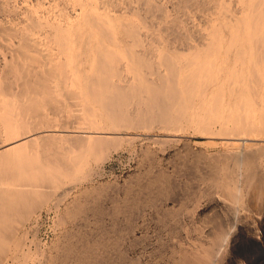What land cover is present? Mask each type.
<instances>
[{"label":"bare ground","instance_id":"bare-ground-1","mask_svg":"<svg viewBox=\"0 0 264 264\" xmlns=\"http://www.w3.org/2000/svg\"><path fill=\"white\" fill-rule=\"evenodd\" d=\"M234 1H230L231 5L234 3L232 7L227 0H0V147L27 138L0 149V264H11L10 259L26 260L24 237H18L19 230L37 209L48 204L53 192L78 175L76 164L59 166L48 161L45 152L53 145L55 136L45 134L46 131L56 127L80 131L107 128L100 120L113 129L124 127L135 87L145 86L150 94L163 101L185 96L197 116L189 113L192 107L185 108L186 115L193 116L192 119L187 116L191 121L197 117V123H211V112L217 115L212 105L224 97L228 96L232 102V97L250 95L257 84V88L264 90L261 85L264 83V0ZM172 2L175 7L171 6ZM204 13L210 17L207 33L200 35L202 26L198 29L196 25L200 36L197 39L196 34L192 35L197 40L188 41L186 33L190 27L185 20L189 16L197 19ZM168 19L172 20L170 26L168 23L163 28L162 22ZM157 29L165 32L159 38H162L160 50H166L161 55L155 54L159 63L154 65L152 55L151 59L148 54L155 52L154 42L159 40L155 36L159 33ZM173 52L179 55L173 56ZM161 67L165 73L161 74ZM65 88L84 103L85 119L77 126L63 121L50 124L41 119L51 106L58 108ZM133 107L136 110L134 104ZM159 107L158 119L156 113L153 116L156 122L164 117L166 110L162 106V112ZM22 113H28L33 121L25 122L20 118ZM143 113L146 118L147 112ZM147 114L155 123L152 113ZM143 117L141 120L145 122ZM212 118L213 123L218 120ZM175 120L174 117L171 122L176 123ZM239 120L240 123L238 120L234 123L236 131L238 123L240 128L249 125L246 119ZM140 124L136 125L142 128L144 125ZM177 128V132L185 130ZM234 128H231L233 132ZM224 130L221 133L239 145L247 140L251 142V134L249 138L240 129L236 134ZM221 133L212 131L211 127L206 132L208 138ZM83 139L80 151L91 150L97 163L103 164L118 149L115 142L109 143L112 138ZM38 145L44 148L40 152L36 151ZM197 145L186 140L171 152L168 150L167 155L160 153V156L153 149L155 154L144 155L146 158L139 161L137 171L123 186L128 204L125 206L128 209L118 210L123 214V226L117 222L105 225L99 220L91 221L86 209L89 203L81 198L90 191L103 194L112 184L106 181L77 191L64 211L63 221L69 224L62 228L52 251L45 255V264H264V257L254 256L256 249L264 250V209H240L247 199L257 200L256 203L264 199V178L253 175L250 168L256 148L240 146L230 152L211 154ZM205 145L210 147L209 143ZM194 176L220 179L213 184L232 198L219 194L202 202L197 198L199 181L188 182ZM75 186L63 188V196L69 195ZM199 201L204 203L201 208L190 209Z\"/></svg>","mask_w":264,"mask_h":264},{"label":"rangeland","instance_id":"rangeland-1","mask_svg":"<svg viewBox=\"0 0 264 264\" xmlns=\"http://www.w3.org/2000/svg\"><path fill=\"white\" fill-rule=\"evenodd\" d=\"M227 1L231 5V2H233L234 0H227ZM174 3L173 2L171 3V6L173 5L172 7H175ZM234 3H235V5L237 4L236 1H234ZM234 3H233V5H231L232 7H234ZM208 6L211 7L212 4H210ZM204 15H206V18H204L205 17ZM204 15L203 14H202V16L198 15L197 17H199V18H197V19H195L196 17H194V16H189L193 21H191V19L189 17H188V19L190 21L186 18L188 20V21L185 20L186 26H189L190 29L193 26L191 29L192 30L191 32L189 31L190 30L189 28L187 29L188 33H186V27L183 26V28H182V30L185 31V33L187 34L188 41L197 40L199 38L198 36H200L201 34L207 33L206 27L208 26V21H209L210 17L206 13H204ZM201 17L205 20H203ZM170 19H172V18H170ZM169 21L170 20L168 19L167 21H165L167 23H165L164 21H163L164 23L162 22L163 28H164L165 24L167 25L168 23H169L168 25L170 26V24H171L170 22H172V20L170 22ZM193 23L194 24L196 23V24L192 25ZM203 24H205V25H203ZM196 25L198 26V29H200L199 26H202V28L200 29V31L202 33H200V35L197 34L200 31L197 29ZM203 27H204V29H203ZM161 29H162V26H161ZM161 29L160 30L157 29V33H158V31H159V33L162 32L160 34L158 33L159 35L158 34L155 35L157 38L164 36L162 34H164L165 32H163ZM193 29H195V30H193ZM205 30H206V32H205ZM192 35H195V37L197 39L195 37H193ZM156 37H154V39ZM160 39H162V38H159V40L157 39V42L155 41L156 44L154 42L155 52L154 53L151 52L148 54L149 56L152 55L153 59L151 58V56H150V58L152 59V62L154 63V65H156V63L157 64L159 63V61H157V60H159V58L155 54L159 53L161 55L162 53H165L164 50H166L165 48H163V50H162L163 52L160 50L162 48V42ZM176 45L179 46V43H177ZM176 53L177 52H173V56L179 55L178 53L176 55ZM183 58L185 59L184 56H183ZM163 68L164 67L160 68V71L162 70L161 74L165 73V70ZM163 70H164V72H163ZM257 85H256V87L253 86V89L250 90L251 96L249 94H243V96H241L242 95L241 94L240 96L238 95L239 97H237V96L232 97V98L230 97L231 100L233 99L232 102L229 101L230 99L227 96V97H224L225 99L222 98V101L219 100V102L217 104L215 103V105H212V106H214V111H217L216 112L217 115L215 114L216 116H214V112H211L212 115L210 114L211 116H209V117H211V118L214 117L215 121L218 118V120L215 123H213L214 120L212 121L210 118L209 121L212 123L213 126L211 125V123H206V122L204 123L201 121H198V123H200V124H198L197 123V117L193 118V121L188 119L189 115H190V118L192 116L191 114L196 115L195 114L196 111L193 108L194 106H191L189 104V102H187L188 100L185 98V96L183 97L184 100L183 99H178V100L175 99L176 100L175 101L172 99H168V100L164 99V101H163L162 98H160L156 95L150 94V92L145 88V86L144 87L143 86H141V87H135L134 86L135 87L134 92H133L134 96L132 95V98L129 102L130 104H128L127 109H126L127 110V118L123 121V126H124V124H125V126L127 124V127L124 126V127H120L119 129H113V128H111V126L107 125L108 123L106 124V123L102 122V120H100V118H98V120H100V122L105 125L104 126L103 124H101V127L103 125V127H107V128H99V130L98 129L96 130V128H94L95 130L94 129H92V130H81L82 133L80 130H76L74 128L72 130L70 129L71 130L70 131L67 128H66V130H64L62 127H61L62 129L60 127H56V130L51 129V130H49L50 132L46 131L45 134L48 132L47 135L53 134L55 136V137L53 136L55 138V141L52 145L53 147L52 146L49 147V150L46 151L47 155L45 152V156L48 159V161L54 162L57 165L59 164V166H65V165L69 164L70 162L73 164H76L77 170H78L77 176H78L79 180L77 179V176L73 177L72 179H68L67 183H65L62 188L58 189L57 192L56 191L53 192L54 194L52 193L53 196L51 195L50 200L47 202L48 204H46V205L44 204L41 208L37 209L35 211V213H33L31 219L26 222L25 227H23V228H21V230H19V232L21 231V233L18 232V234H17L18 237L20 235L22 237H24L22 239L23 240L22 242L24 244L23 249L25 252H27V258L23 262H20V260L17 261L14 259H10L9 262L11 264H45V255L49 254L52 251L54 243L57 240V237L59 235V232H61L62 228L64 229V226L66 227L69 224L66 221H63L64 211L67 207L66 206L67 203L69 202L70 199L73 198L74 195H76L77 191H80L82 188H85L89 185L91 187H93L97 184H100L101 182L104 183L106 181H107V183L113 185V186L108 187V188L106 187L104 189L105 191L102 192L103 194L100 193V195H98V193L95 191H90L88 194H86L87 196L82 194L81 198L86 199L87 203H89V205L87 206L86 209H89L88 216L90 217L91 221L94 222V220H99L100 222H102L105 225H109V224H112L114 222H117L118 225L123 226V214H122V212L120 213L119 211H123V209H126V208L128 209V207H125L127 204V197H126L125 189L123 186H124L125 182L130 179V176L132 177L135 174V171H137L136 169L140 165L138 163L142 162L141 161L142 158H146V157H148L149 154L150 155L153 154L154 153L153 151H156L155 153H158V154H160V153H162V154L167 153L168 154L178 144L183 143V141L186 142V140H187V142H190L192 144H198L197 145L198 148L202 147L203 150H207V152L211 153V154L212 153L214 154L217 152H230V150L232 151L236 147H240V146L252 148L254 150L256 148V152H254V154H255L254 158L252 159V163L250 165L251 173L255 176H258V177L262 176L264 178V95H263L264 90L262 89L263 91H261L260 86H258V88H257ZM261 85L264 86V83H262ZM132 86H133V84H132ZM67 88H65L64 95L59 98L60 103L57 104L58 108L53 109V106H51V108H49L48 110H45L46 115L41 117L42 120L44 119L45 121H48V123H50V124L51 123L52 124H55V123L59 124V123H62V121H63L65 123H69L71 126H77L78 123L80 122V120L84 121L85 116L82 115V106L84 105V103H82L79 99L73 98L72 94L68 93L69 90ZM71 88L74 89V87H70L69 89L71 90ZM140 88L142 89V91ZM259 92L263 93V94H260ZM244 96L248 97L249 100L250 99H252V100H250V101L248 99L246 100L244 98ZM87 98H88L89 102H91V103L93 102V101H91L92 100L91 97L88 96ZM227 99H228V101H227ZM234 99H236V100H234ZM150 100H151V102L149 103ZM182 101H183V103H181ZM226 101L228 103H226ZM160 102L161 103L163 102V105H160L161 104ZM176 102H177L178 106L177 105L174 106L176 104ZM179 102H180V104H182V106L179 104ZM229 102L231 103V105L228 106ZM131 103H132V105H131ZM156 103H157V105H156ZM164 103L165 104L167 103V104L164 105ZM184 103H185L186 107H184V109H183L184 112L182 113L181 107L185 106V105H183ZM223 103L225 104L224 109L222 108L224 105ZM133 104L136 106V110L131 109V108H134ZM141 104H142V106H141ZM188 104L190 105L189 107H187ZM53 105H55V104H53ZM148 105H149V108H148ZM159 105H160V107H159ZM157 106L160 108V110H161L162 106L166 107V110L163 107L165 113L163 112V110H161L163 112L165 120L163 119L164 118L163 117L161 119V120H163V123H162L161 120L159 119V121L164 126L158 120H157V122L155 121L156 120L155 117L156 118H157V116L159 117V115H157V114H159L158 112H160V111H158L159 109H157ZM215 106L216 107L219 106V107L217 109H215L216 108ZM174 107H175V109L177 108L179 111L177 109L175 110ZM190 107H192L194 109L193 110L191 108L193 112L190 111L191 110ZM152 108L154 110L155 109L156 110L154 111V110H152ZM168 108L169 109L171 108V112ZM185 108L186 109L189 108L190 110H188V109L187 110L191 114L188 113V115H186L187 112H185V110H186ZM221 108L223 111L221 110ZM173 109H174V111H173ZM167 110H168V112H167ZM251 110H253V111H251ZM131 112H133V113H131ZM134 112H135V116H134ZM142 112H145V113L149 112L150 114L152 113L151 117H153L154 113H156L155 117H153L155 123H153V120L151 122L150 116H147L148 115L147 113H146V118H145L144 113H143V115H144V117H143ZM172 112H174L176 115ZM248 112L250 113V115H248ZM184 113L186 116L184 115ZM169 114H170V116H169ZM178 115L179 116L182 115L180 117L181 120L178 117ZM132 116L135 118L132 119L133 118ZM160 116H162L161 113H160ZM167 116H168V119H167ZM217 116H219V117H217ZM231 116H232V118H231ZM142 117H143V120L145 119V122L149 124V125L147 124L148 126L145 124V122H143L141 120ZM174 117L176 119L175 121H177L179 123L178 124L176 122L177 127H180V129L185 128V130L182 129L181 131L177 132L178 128L175 125L176 123L174 121L171 122V120ZM176 117H178V119ZM20 118L23 119L25 122H27V121L32 122L33 121V118H31V116L28 113H22L20 115ZM147 118H149V119H147ZM238 118L243 119V120L246 119L244 121H245V123L248 122L249 125L248 124L244 125L242 123L241 125L242 126L244 125V126L240 128V124H239L240 120ZM35 119H37V118H35ZM236 119L239 121V123L237 124V126H238L237 131L235 129L236 124L234 125V123L237 122ZM128 120H130V121H128ZM132 120H135L134 121L135 123ZM137 120L139 122H137ZM147 120H148V122H147ZM178 120H180V121H178ZM243 120H241V122ZM140 121H141V124H140ZM165 121L168 122L169 125H167V123ZM220 121L222 123L224 122V126ZM136 122L138 124L144 125V126H142V128H141L138 125H136L137 124ZM142 122H143V124H142ZM128 123H131V124H129L130 127H128ZM150 123H153V125L159 123L160 125L157 124V125H154V127H152L153 125L152 124L150 125ZM164 123H166V124H164ZM193 123L195 124V126ZM196 123L198 125H200L202 128H204L205 130L200 129L199 128L200 126H198ZM133 126H135V128H133ZM159 126H161V128ZM162 126H163V129H162ZM229 126H230V128H229ZM149 127L151 130L149 129ZM172 127H173L174 131H173V129H171ZM210 127H211L212 131L220 132V133H221V130L223 132V130L226 128L224 131L226 133H231V134L232 133L234 134L235 131H236V133H239L238 129H240V133L246 132V134L248 135L249 138H250V134H251V138L249 139V140H251V142L247 140L246 141L247 143L244 142V144L239 145V144H237L235 139H234L235 140L234 141L233 138L228 137L227 135H224L222 133L220 134L221 136L216 135L214 138H208L206 132L208 129H210ZM232 127L233 128L235 127L234 132L231 130ZM59 128L61 130H59ZM136 128H138V129H136ZM158 128H160V129H158ZM45 129L47 130V128H45ZM196 129L198 131H196ZM163 130H165V131H163ZM199 130H201V131H199ZM139 132H140V134H138ZM34 133H36V132H34ZM204 133L206 135H204ZM252 135H254V137H252ZM79 136H82L83 138H85V136H86V139L82 138L85 141L88 140L87 139L88 136L107 137L109 139L112 138L113 140L111 139L109 143L113 142L112 144H114V142H115L114 145H117L118 149L116 151L114 150L110 154L109 158H107L103 162V164L100 162H99L100 163L99 164L96 162L95 158L92 157V151L91 150H83L82 152L80 151L79 146H80V142L82 141V139ZM32 137H35V134H33ZM77 137H79L77 139L78 143L75 139ZM135 137H137V138H135ZM229 138H231V139H229ZM25 139L27 140V138H24L23 140H25ZM80 139H81V141H79ZM127 139L129 141H127ZM210 139L213 142H210ZM23 140L21 141V139H20L17 142L20 143V141L23 142ZM188 140H190V141H188ZM116 141L117 142L119 141V142L116 143ZM17 142H15V144H17ZM13 143L12 144L10 143L8 145H3V146L1 145L0 149L7 148L10 145L11 146L15 145ZM76 143L79 144L78 147H77ZM205 143H209L210 147L206 146ZM51 147H52V149H50ZM159 147L161 150H159ZM63 148H65V149H63ZM43 149L44 148L42 146L38 145L36 151L40 152ZM152 149H153V151H152ZM168 150H170V151L168 152ZM158 154H156V155L159 156ZM48 155H50V156H48ZM144 155L146 157H144ZM160 156H161V154H160ZM52 158H54V159L52 160ZM196 177L194 176V177L188 178V182H191L193 180L196 183L197 181H199L197 183L201 187L198 188L197 198H199V200L201 199L202 202L204 200V203H206V201L211 200L213 198V196H218L219 194H224V195L226 194V195H228V197L232 198V195L227 194L228 193L227 191H225V193H224V190L222 188H220V187L218 188L215 184H213V183L220 181V179L216 180L213 177L198 179ZM70 185L71 186L76 185V186L74 187V189H72L70 191L69 195L64 197L63 196V194L65 193L64 190L68 186L70 187ZM63 188H64V190H63ZM200 188H202V189H200ZM206 188L209 190V193L207 192ZM59 190L61 191V194H60ZM218 190H220L219 191L220 193L218 192ZM222 190H223V193H222ZM79 193L81 194V192H79ZM202 195L203 196L205 195L204 198ZM59 199L61 201H59ZM56 201H59L58 205H57ZM201 201H199L196 206L194 205L195 208L190 207V209H198L199 206L201 208V206L204 204V203L200 204ZM251 201H253V202H251ZM251 201H250V199H249V201H248V199L245 200V202L243 203L244 206L242 205L240 207V209H264V199L261 200V202H260L261 204L259 203L260 200L258 201V203H256L257 200H251ZM248 202H250V203H248ZM253 204H255L254 205L255 207H253ZM258 204L262 205V207L260 206V208H259ZM117 212H118V214H116ZM254 256L258 259L264 257V250L256 249V251L254 252Z\"/></svg>","mask_w":264,"mask_h":264}]
</instances>
